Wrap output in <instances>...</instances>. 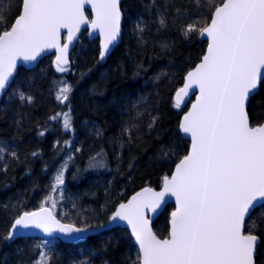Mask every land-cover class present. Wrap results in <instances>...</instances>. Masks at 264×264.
I'll list each match as a JSON object with an SVG mask.
<instances>
[{
	"label": "snow or ice",
	"instance_id": "snow-or-ice-1",
	"mask_svg": "<svg viewBox=\"0 0 264 264\" xmlns=\"http://www.w3.org/2000/svg\"><path fill=\"white\" fill-rule=\"evenodd\" d=\"M190 2L202 9L204 16L197 15L186 24L184 35L199 32L209 41L202 61L186 74L184 87L175 94L178 106L190 87L199 88L200 95L178 125L181 133L191 137V150L176 164L171 178H164L163 191L145 189L138 193L127 204H120L109 222L126 221L138 245L135 259L125 257L124 264H257L261 242L257 232L264 225V121L259 117L253 121L248 104L264 84V0ZM85 4L95 13L91 27L103 38L99 57L104 60L120 35L119 0H15V7H9L7 15L0 7V99L11 86L18 60L32 62L46 48H56L62 53L56 58L57 70H66L64 65L68 60L64 54L80 26L89 24L83 12ZM146 7L158 9L156 16L161 28L166 27L172 10L177 15L182 14L175 0H161L159 4L149 0ZM183 10L186 12L187 8ZM62 28L68 31V42L61 46ZM144 30L142 22L135 25L141 40ZM160 78L157 75L154 79ZM71 91L70 85L61 84L56 92L57 101L63 104ZM12 99H18L21 104L33 102V97L19 88L12 93L9 100ZM146 103L143 97L132 103L135 115L123 123L120 136L113 140L114 145L119 143L123 148L125 136L131 143L145 115L149 118V131L156 126L159 118L147 110ZM50 119L62 120L65 131H74L70 111L56 112ZM95 135L103 136L102 129L96 128ZM65 145L71 149L73 142L65 141ZM5 151L0 145V161L4 160ZM75 151L81 149L77 147ZM102 152L101 149L90 157L91 167H103L97 160ZM10 155L13 159L17 157L14 151ZM71 159L69 155L68 160ZM67 166L65 161L58 170L51 192L59 193ZM0 171H7V166L0 165ZM166 195L175 197L177 207L171 214L169 238L158 239L143 213L145 210L156 212ZM49 202L55 207L56 201L51 196L45 201ZM11 207L10 203L4 205L6 210ZM257 208L259 213H256ZM103 227V224L61 223L52 211L41 207L37 212L17 214L0 239L11 242L35 228L48 237L58 234V237L73 240ZM53 242L35 243L34 255L30 260L22 259L21 264H51ZM24 252L25 249L20 248L17 255L23 258ZM80 264L88 262L80 261Z\"/></svg>",
	"mask_w": 264,
	"mask_h": 264
},
{
	"label": "trees",
	"instance_id": "trees-1",
	"mask_svg": "<svg viewBox=\"0 0 264 264\" xmlns=\"http://www.w3.org/2000/svg\"><path fill=\"white\" fill-rule=\"evenodd\" d=\"M148 2L124 0L121 3V41L106 61L99 59L98 40H90L86 32H82L65 71L57 70L53 56L44 58L34 70L19 69L0 102V145L6 150L0 165L7 166V171H0V235L6 234L17 214L49 204L45 203L49 196L56 201L53 213L60 221L77 226L82 223L105 225L78 244L51 240L54 241L51 264H80V261L124 264L125 257L135 259L136 249L128 232L110 227V216L138 190L158 188L187 153L188 141L178 131L185 108L173 104V95L186 73L204 54L206 42L199 38V32L184 35L185 25L197 15L203 17L204 11L190 0H175L182 14L177 15L172 10L166 27L161 28L156 16L158 9L149 10ZM156 2L159 4L161 0ZM0 7L7 15L9 7H15V0H0ZM138 22H142L145 29L140 34L142 40L135 31ZM157 75L161 77L159 80L154 79ZM60 83L72 88L68 104L74 131H65L59 120L50 119L61 111L56 99ZM17 88L31 95L33 102L10 101ZM140 97L146 99L147 110L159 119L149 131V118L145 115L141 129L133 133L132 142L128 143L125 136V146L120 148L113 140L120 136L123 123L135 115L132 103ZM248 112L254 122L257 117L264 121V84L259 94L249 101ZM96 128L102 129L103 136L95 135ZM42 131L44 135L40 134ZM65 141L73 142V147L69 149ZM77 147L80 152L75 151ZM101 149L102 156H97V160L103 167H91L90 157ZM13 151L17 154L15 159L10 155ZM34 152L38 155L33 156ZM164 152L169 154L164 155ZM69 155L71 160H68ZM65 161L68 166L64 170V184L59 193L51 192L54 178ZM9 203L12 207L6 210L4 205ZM172 209L173 206L168 205L152 223L159 238L167 235L168 215ZM259 211L257 208L256 213ZM256 218L259 223V216ZM257 234L261 242L256 260L257 264H264V225ZM37 242L40 241L0 239V264H21L22 259L30 260ZM20 248L25 249L23 258L17 255Z\"/></svg>",
	"mask_w": 264,
	"mask_h": 264
},
{
	"label": "water",
	"instance_id": "water-1",
	"mask_svg": "<svg viewBox=\"0 0 264 264\" xmlns=\"http://www.w3.org/2000/svg\"><path fill=\"white\" fill-rule=\"evenodd\" d=\"M123 1L124 0H119L120 10H121V3ZM83 12H84L85 18L89 21V24L81 25L80 26V30L74 34V42L70 45V47L68 48L66 54H64V55H66V59L68 60V63L66 65H64L65 68H67L69 66V64H70V55H71V53H72V51H73V49H74V47H75V45H76V43L78 41V38H79V36L81 35L82 32H86L88 39H90V40H98V48H99V51H100V44H101V41H102L103 38L99 35V31L98 30H94L91 27V20L95 19V13H94V11L92 10V8H91V6L89 4H85L84 5ZM122 21H123V15H122V12H121L120 35L118 37V41L114 45L110 46L111 47L110 53L107 54L106 55V58L104 60H101V61H106V59L109 57V55L112 53V51L119 45V43L121 41V35H122ZM209 23H210V21H209ZM90 33H94V34L93 35H89ZM199 38L202 41H205L206 42V48H205V51H204V54H203V55H205L207 53V49H208V42H209L208 41V37L206 35L201 36L199 34ZM67 42H68V31H67V29L62 28V29H60L59 43L62 46L63 44H65ZM51 55L53 56L54 63L57 65L56 58H57L58 55H62V53H59L56 48H46L44 51H42L40 53V55L37 57V59L35 61H32V62L25 63L23 60H18L17 61V67L14 70V77L11 79V84H12V82H13L16 74H17V71L19 69H24L26 71L34 70L38 66V64L40 63V61H42L44 58H46L48 56H51ZM99 59H100V57H99ZM201 61H202V58H201V60L197 64H199ZM197 64L192 69H190V70H194L195 67L197 66ZM262 71H264V70H262ZM185 77H186V75L184 76L183 83L180 86V88L184 87V84L186 83ZM179 89L177 91H179ZM176 92L173 95V104L175 106H177L176 97H175ZM199 95H200V92H199V88L197 86L193 85L192 87H190L188 89V95L184 96L182 98V101L177 106L178 108H181V109H184L185 108V111L182 113V115H181V117L179 119V123L183 119V117L191 110L192 104H194L196 102V99H197V97ZM3 97H4V95H3ZM1 100L2 99H0V102H1ZM179 123H178V125H179ZM178 131H179V128H178ZM179 133H180V135L182 136L183 139H185L186 141H188V149H187V153H188L191 150V143H192L191 137L184 135L180 131H179ZM179 161L177 163H179ZM176 164L174 165L171 173L168 176H165V177H168L169 179L171 178L172 174L175 172V166H176ZM164 178L162 179V182H161V184H160V186L158 188L144 187V188L138 190L137 192L133 193L132 195H130L122 203L123 204H127L128 201L131 200L133 196H136L138 193L144 192L145 189H151L153 192H157V193L163 191ZM122 203H120V204H122ZM120 204L115 208V210L111 214L110 218L115 214V212L119 208ZM168 205H172L173 206V209H172V211L168 215V221H167L168 231H167V235L165 237H163V238L157 237L158 239H166V238H169V233L171 231V223H170V221H171V214H172V212H174L176 210V207H177L175 197L174 196H170V195H166L165 198H164V202L161 204V207L156 210V212H151V211L145 210L144 213H143V215L147 218L148 227L154 233V231L152 229V223L161 215V213L164 211V209ZM44 208H47L50 211H52L49 207L44 206ZM40 209L41 208H38V209L33 210V211H30V212H37V211H40ZM53 215H54V213H53ZM55 218L57 220H59L56 216H55ZM109 221H110V219H109ZM60 222L61 223H66V222H62V221H60ZM109 225H110V227H113V228L119 227L121 229H125L128 232V234H129V236L131 238L132 244L134 245L135 249L138 248V245L135 244V238L132 236L131 226L128 225V223L126 221H119V220H117V221H114V222H111V223L109 222ZM97 233H98V229H96L95 231L85 232L80 239L67 240V239H65L63 237H58V234H54L53 237H48L40 229L33 228V229H30V230H27L22 236H18L16 239H36V240H39V241L56 240V241H59V242H61L63 244H78V243H81L84 240H86L88 237H90L92 235H95Z\"/></svg>",
	"mask_w": 264,
	"mask_h": 264
},
{
	"label": "rangeland",
	"instance_id": "rangeland-1",
	"mask_svg": "<svg viewBox=\"0 0 264 264\" xmlns=\"http://www.w3.org/2000/svg\"><path fill=\"white\" fill-rule=\"evenodd\" d=\"M53 62H54V59H53ZM55 64V63H54ZM56 65V64H55ZM56 67H57V65H56ZM61 84H64V83H60V85H59V87L61 86ZM59 87H58V89H59ZM59 102V101H58ZM60 103V102H59ZM60 105H61V111H64V112H68V111H70V108H69V104H68V100L67 101H65L63 104H61L60 103ZM60 111V112H61ZM60 121V123H61V126H62V120H59ZM62 128H63V126H62ZM69 132V131H68ZM57 175V174H56ZM56 177V176H55ZM54 182H55V178H54ZM61 187H62V185L60 186V190H61ZM46 207H49L51 210H52V212H53V206H52V203H49V204H47L46 205ZM41 243L43 242V241H40Z\"/></svg>",
	"mask_w": 264,
	"mask_h": 264
}]
</instances>
